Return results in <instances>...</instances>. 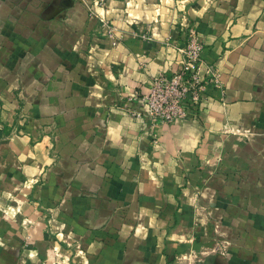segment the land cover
Instances as JSON below:
<instances>
[{"label": "crops", "instance_id": "1", "mask_svg": "<svg viewBox=\"0 0 264 264\" xmlns=\"http://www.w3.org/2000/svg\"><path fill=\"white\" fill-rule=\"evenodd\" d=\"M97 1L0 0V120L39 136L0 146V264H264V0ZM185 26L217 85L153 135L128 98Z\"/></svg>", "mask_w": 264, "mask_h": 264}, {"label": "rangeland", "instance_id": "2", "mask_svg": "<svg viewBox=\"0 0 264 264\" xmlns=\"http://www.w3.org/2000/svg\"><path fill=\"white\" fill-rule=\"evenodd\" d=\"M105 1L106 0H98L97 3H99L102 7ZM100 26L103 30V32L100 33L110 38L114 45H117L120 42L121 37L116 33V28L109 19L106 17L101 18ZM190 30L195 31L197 39L203 44L199 38L200 36L196 28H194V26H185L182 29V34L186 40V44L184 46L177 47L181 55V64L175 69H163L159 71L151 78L145 91L135 90L134 94L128 98L130 101L143 103L147 108V111L145 112L132 110V114L141 117L144 122H148V126H150V132H152L151 134L153 135H155L154 128L158 125V123H165L163 121H157L158 123L155 124L151 106L153 97H156L159 102H162L164 97L170 95V104L177 106V108L183 107V109L187 112V115L189 111L196 109V107L201 108L202 102H204V98L206 96V86L212 83L217 85V72L214 71V67L203 58V47L200 50V57L202 60L201 63L199 60H190V57L186 52L187 45L189 44ZM138 35L143 38L148 37V34L144 33ZM166 43L169 44L168 41H166ZM30 101L31 100H29V103L27 102V104L30 106L27 107V109L25 106L26 102H24L22 98H18V105L17 107H14L12 112V121L6 123L5 121L0 120V146L11 139H14L15 137H27L29 141L33 139L35 140L39 137L36 134L37 130L34 126L36 114H33L34 112H32V103ZM161 109L164 110L166 108H160V110ZM186 115L181 119L185 118ZM177 119L180 118H176L175 120ZM38 131H40V129ZM16 168L19 170L21 169V166L18 165ZM37 183H40L37 178H29L25 182V185H34ZM20 202V199H18L16 206L20 207Z\"/></svg>", "mask_w": 264, "mask_h": 264}, {"label": "built area", "instance_id": "3", "mask_svg": "<svg viewBox=\"0 0 264 264\" xmlns=\"http://www.w3.org/2000/svg\"><path fill=\"white\" fill-rule=\"evenodd\" d=\"M203 47V44L197 39L194 30L189 31V44L187 45V54L190 57V60H199L200 63L202 62L200 57V50ZM173 102V101H172ZM171 103L170 95H167L162 99V102H159L156 97L152 99V115L155 121V124L158 123L157 121H163L165 123H171L176 118H182L186 115V111L183 107L173 106ZM160 108H166L164 110H160ZM159 124V123H158Z\"/></svg>", "mask_w": 264, "mask_h": 264}]
</instances>
